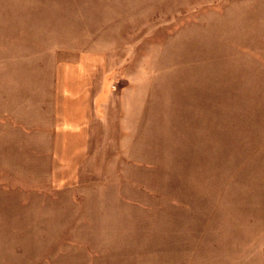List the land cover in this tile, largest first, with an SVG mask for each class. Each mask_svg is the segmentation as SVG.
I'll use <instances>...</instances> for the list:
<instances>
[{
	"label": "rangeland",
	"instance_id": "1",
	"mask_svg": "<svg viewBox=\"0 0 264 264\" xmlns=\"http://www.w3.org/2000/svg\"><path fill=\"white\" fill-rule=\"evenodd\" d=\"M0 264H264V0H0Z\"/></svg>",
	"mask_w": 264,
	"mask_h": 264
},
{
	"label": "crops",
	"instance_id": "2",
	"mask_svg": "<svg viewBox=\"0 0 264 264\" xmlns=\"http://www.w3.org/2000/svg\"><path fill=\"white\" fill-rule=\"evenodd\" d=\"M74 67V66H73ZM77 67V66H76ZM80 67V66H79ZM103 86H104V79H103V84H102ZM83 89V88H82ZM78 125H80V124H78ZM72 129H74V127H72ZM80 129V128H79Z\"/></svg>",
	"mask_w": 264,
	"mask_h": 264
}]
</instances>
